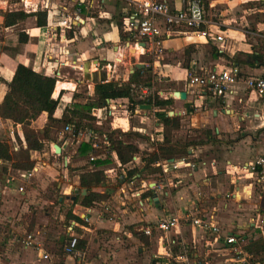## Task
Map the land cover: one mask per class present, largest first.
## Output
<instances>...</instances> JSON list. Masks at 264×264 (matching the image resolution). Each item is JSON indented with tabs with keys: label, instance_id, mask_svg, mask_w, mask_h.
<instances>
[{
	"label": "crops",
	"instance_id": "0c3cea01",
	"mask_svg": "<svg viewBox=\"0 0 264 264\" xmlns=\"http://www.w3.org/2000/svg\"><path fill=\"white\" fill-rule=\"evenodd\" d=\"M207 1L206 13L210 7L224 22L213 30L226 40L219 43L186 32L165 42V54L160 59L167 75L163 81L174 86L169 93L160 91L163 98L169 99L175 92L187 93L185 101L171 98L175 111L168 115L181 120L180 129L173 131L158 122L155 108L126 114L128 99L112 100L104 108L90 105L96 84L102 80L127 82L138 70L132 69L136 64L152 69L147 67L150 57L140 43L120 37L119 24L127 21L134 6L126 1L94 0L93 9L85 4L81 7L84 11L78 12L79 0H32L38 10L31 12L24 11L20 2H0V106L16 67L23 64L46 76L57 77L60 72L52 95L59 102L55 118L61 119L65 110L85 111L95 117L91 122L94 130L84 129L93 135L89 139L69 135L63 123L56 135L51 132L46 139L43 132L48 114H41L32 126L47 146L43 151L30 152L38 168L31 178L24 171L12 175V164L0 163V211L25 213L33 205L52 203V198H57L59 206L74 218L72 222L86 230V249L75 256L67 254V235L59 240L64 249L61 257L55 240L40 225L0 224V264H172L181 250L180 243L188 247L190 264H244L234 258L226 238L236 236L243 249L264 241V185L249 168L256 157L264 156V97L237 84L232 95L209 93L204 104L195 106V96L202 91L187 85L189 71L232 67L245 76L264 78V0ZM169 2L174 9L181 6V0ZM43 8L60 17L69 14L74 18L77 14L84 23L75 25L73 31L52 28L48 17L47 27L40 28L37 17L32 16L14 27L2 25L3 13L34 14ZM21 34H25L24 42ZM93 108L97 110L95 115L91 113ZM114 130L130 133L119 139L140 150L126 166L107 149L106 134ZM198 132L205 136L198 138ZM22 133L20 124L0 118V142L10 145L13 157L27 149ZM166 136L173 144L189 145L188 153L164 155L146 171L144 157L154 152ZM84 142L94 144L89 159L76 156ZM52 143L61 147L62 156L54 153ZM130 170H140V174L123 181ZM94 171L105 173L106 182L90 192L86 189L84 194L80 176ZM9 198L16 203L5 204ZM88 201H92L91 206L86 205ZM189 212L214 217L221 233L194 227L183 219ZM171 215L181 218L178 229L155 232L152 237L144 234L146 227ZM28 236H33L42 250L27 246ZM247 256L245 264H264V254Z\"/></svg>",
	"mask_w": 264,
	"mask_h": 264
},
{
	"label": "trees",
	"instance_id": "16d2710c",
	"mask_svg": "<svg viewBox=\"0 0 264 264\" xmlns=\"http://www.w3.org/2000/svg\"><path fill=\"white\" fill-rule=\"evenodd\" d=\"M207 3V0H203ZM84 11V8H82ZM3 27L10 28L25 22L29 17H37V25L40 28H45L48 25L47 11H38L37 13L27 14L24 11L6 12L3 13ZM120 37L123 41H128L129 38L125 33L124 25L119 24ZM73 31V30H72ZM22 36L25 34H21ZM221 54H218L220 56ZM152 69H138L135 74L131 75L127 82L110 83L99 82L95 87V98L90 104L98 108H104L109 105V102L116 99H128L129 111L135 113L139 106L149 105L156 109V118L158 122L166 129L173 131L180 129L181 120L177 117H170L168 114L170 108L174 105V99H164L157 94L153 97L145 96L142 93L144 88L152 90ZM58 79L56 76H46L33 70L32 68L19 64L16 67L14 77L9 85L8 93L4 99L3 104L0 106V118L9 120L22 126V134L27 149L24 150L26 158L14 164V167L19 171L30 172L35 168V163L32 162L30 152L42 151L47 144L39 138L37 131L33 128L32 124L36 121L41 114H48V124L43 132L46 139L51 136L53 128L60 124L69 125L73 129V135L78 137L79 131L83 128L94 130L91 122L95 117L90 114L82 113L77 110H65L61 119L55 118V113L58 109L59 102L52 99L55 86ZM78 97V95H75ZM85 121H89L86 123ZM208 136L210 137L209 132ZM108 150L116 153L122 166L128 165L133 161L134 157L140 152L139 148L130 143H125L120 137L126 138L131 136L130 133H124L121 130H114L107 133ZM210 141V139H209ZM93 142L81 143L77 152L78 157H88L94 152ZM105 146V145H104ZM189 145H177L171 142L169 136L165 137V141L160 144L157 149L146 154L143 161L144 168L149 171L155 165L160 157L164 155L187 154ZM0 159L3 161H13L11 154V147L6 142H0ZM140 174V170H130L124 175L123 181L129 182L136 175ZM81 186L89 192L94 188L101 186L106 182V174L103 172H88L82 173ZM85 199H88L86 197ZM87 206L92 205V201L86 203ZM67 220L70 221L74 218L70 214L67 215ZM80 231V230H79ZM86 242L83 239L79 240L77 250H83ZM244 252L250 256H257L264 254V241H256L244 247Z\"/></svg>",
	"mask_w": 264,
	"mask_h": 264
},
{
	"label": "built area",
	"instance_id": "2783aa9c",
	"mask_svg": "<svg viewBox=\"0 0 264 264\" xmlns=\"http://www.w3.org/2000/svg\"><path fill=\"white\" fill-rule=\"evenodd\" d=\"M29 0H8V2H20L24 6V11H37L38 7L34 8V3H28ZM103 2L107 0H101ZM112 1H126L131 6H134L133 12L129 15L127 21L123 24L126 35L130 41L140 43V48L150 57V65L147 67L152 68V72L155 76L159 77L158 81L162 82L167 78V75L162 70L160 65V59L165 54L164 44L167 40L173 39L186 32H195L203 38L211 39L219 43H223L226 37L217 33L213 30V26L219 25L216 22H211L207 19L205 2L203 0H181V6L178 9H174L170 4L169 0H112ZM80 6L78 12H82V6L87 4L88 7L94 8V0H79ZM46 10L48 17L52 19V28H64L73 30L75 25H82L84 22L80 20V16L76 14L72 18L69 14L66 16H57L54 12ZM53 14V15H52ZM58 18L56 21L55 19ZM264 38V37H263ZM145 43L144 46L141 44ZM57 77H60V72L57 73ZM111 82V79L106 81ZM155 82H152L154 85ZM237 84H243L249 92H255L260 96L264 97V78L263 77H252L245 76L241 73L239 68L232 67L228 69H212L202 73H196L189 71L187 74V85L189 87H197L202 92L195 96V106L198 104H204L207 99V94L214 93L220 95H232L234 93V86ZM142 93L145 96L152 95L153 97L157 94L163 98V94L160 91L155 90L152 87L144 88ZM175 98V97H173ZM126 114H130L129 107L126 106L124 109ZM138 114L141 113V109L137 110ZM65 131L73 135V129L67 125ZM74 136V135H73ZM76 137V136H75ZM93 135L88 130H80L78 138L82 140L89 139ZM100 148V146H97ZM55 153V151H54ZM95 158H91L94 161ZM167 160V159H166ZM164 160L163 163L168 164ZM1 163V159H0ZM159 166L163 167L162 163ZM192 168L194 164H190ZM175 169L178 165L174 166ZM250 170L257 175L258 182L264 185V156L256 158L251 165ZM38 173V168H34L30 172H26L27 177L31 178ZM23 192L24 188H20ZM188 221L196 228L210 232L213 234H220L221 230L215 224L214 217L211 216H199L193 212H189L183 218ZM181 218L177 215L167 216L144 229V234L148 237H152L155 232L170 233L179 228ZM72 229V228H71ZM116 239L119 236L116 235ZM80 237L76 234L71 233L65 245V252L69 255L77 252ZM226 245L230 247L231 253L234 258L241 263H247L248 256L244 252L241 246V241L236 236H229L226 238ZM27 246L42 250V246L39 242H36L33 236H28ZM180 252L175 256L172 264H190L189 250L184 243H180ZM45 259H49L48 255H44Z\"/></svg>",
	"mask_w": 264,
	"mask_h": 264
},
{
	"label": "rangeland",
	"instance_id": "374dc122",
	"mask_svg": "<svg viewBox=\"0 0 264 264\" xmlns=\"http://www.w3.org/2000/svg\"><path fill=\"white\" fill-rule=\"evenodd\" d=\"M0 2H4V0H0ZM260 3L261 2H257L258 7H261ZM208 11H209V14H207V16L209 19L211 18L212 21L219 23L221 25L224 23L221 20V18L219 17V14H215V11L210 10V7H209ZM261 40H262L261 46H262V48H264V38H262ZM151 79H152V82H155V85H154L155 90L164 91L166 93H169L172 90H174V86H172L168 80L160 82V81H158L159 77L155 76L154 73H152ZM174 107L175 106L173 105L170 108V110L175 111V110H173ZM175 109H177V108H175ZM81 112L85 113V114H89V113H86L85 111H81ZM85 122L88 123L89 121H85ZM60 128H61L60 125L56 126L54 129H52L51 132L54 135H56V133L60 130ZM85 128H83V129H85ZM202 134L203 133L198 132L197 133L198 138H200L202 136ZM39 138H40V136H39ZM202 140H204V139H202ZM25 158H26L25 153L19 155L18 157H13L14 160L10 161V163L12 164V170L14 171L12 173V175H16L17 172H19V170H17L14 167V164L24 160ZM256 158H258V157H256ZM62 161H63L62 159L59 160V162H61V163H62ZM6 172H8V171H6ZM52 189L54 190V188H52ZM49 197L52 198L51 196H49ZM1 200H3V199L1 198ZM52 200H53L52 203H50L48 201V202H46L47 204L42 203L41 205H33L25 213L19 212L16 215L13 214L12 211L5 212V214H3L4 212L0 211V214H2V215H0V224L6 225V224H11V223H17V224L32 225V226L40 225L43 228L42 230H45V234L49 233L47 236L49 238H52L53 240H55V243L57 244V247H58V253L57 254L61 257L64 255V249H63V246L60 244L59 240L62 237L66 238L67 235L69 236L71 233H74V234H76V236L83 238V240L86 242V245H85L83 250H77V252L81 251L83 253V251L87 247V241H88L85 237L86 236L85 235L86 230L82 227L81 224L77 223V225H75V223L72 222L74 219L68 221L66 218L68 214L65 212V208L63 206L62 207L59 206L57 198L56 199L52 198ZM23 202H24V200H23ZM3 203H5V202L3 201ZM14 203H16V199L14 200L13 198H9V199H7V202L5 204L13 205ZM42 235H43V233L41 234V236ZM42 240H45V239H42ZM77 252H75V253H77ZM73 255L75 256V254H73Z\"/></svg>",
	"mask_w": 264,
	"mask_h": 264
},
{
	"label": "water",
	"instance_id": "95a60500",
	"mask_svg": "<svg viewBox=\"0 0 264 264\" xmlns=\"http://www.w3.org/2000/svg\"><path fill=\"white\" fill-rule=\"evenodd\" d=\"M141 45L144 46L145 43H142ZM131 54L134 56L135 52L134 51H131ZM135 68L136 69H143V68H145V65L144 64H136L132 69H135ZM87 71H89V68L86 67V72ZM173 97L178 98L179 100L185 101L187 99V93L186 92H175V93H171L169 95V98H173ZM140 109L141 110L150 111V110L153 109V107L152 106H149V105H142V106H140ZM91 113L95 115L97 113L96 108H93L91 110ZM52 147H53V150L55 151V154L57 156H62V150H61V147L58 144L52 143ZM86 193H87V190L85 189L84 190V194H86ZM75 199L76 198H73V201H75ZM60 202H62V199L60 200Z\"/></svg>",
	"mask_w": 264,
	"mask_h": 264
}]
</instances>
